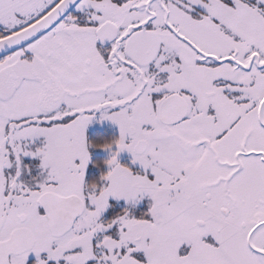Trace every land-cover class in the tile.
I'll use <instances>...</instances> for the list:
<instances>
[{"label": "snow or ice", "instance_id": "snow-or-ice-1", "mask_svg": "<svg viewBox=\"0 0 264 264\" xmlns=\"http://www.w3.org/2000/svg\"><path fill=\"white\" fill-rule=\"evenodd\" d=\"M0 264H264V0H0Z\"/></svg>", "mask_w": 264, "mask_h": 264}, {"label": "flooded vegetation", "instance_id": "flooded-vegetation-1", "mask_svg": "<svg viewBox=\"0 0 264 264\" xmlns=\"http://www.w3.org/2000/svg\"><path fill=\"white\" fill-rule=\"evenodd\" d=\"M93 136L95 138V133H93ZM99 157H100V154H97V158H99Z\"/></svg>", "mask_w": 264, "mask_h": 264}]
</instances>
